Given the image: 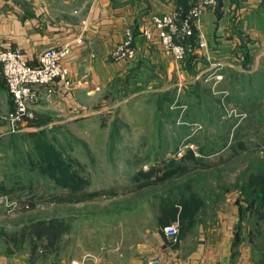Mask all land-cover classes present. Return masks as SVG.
Wrapping results in <instances>:
<instances>
[{
    "label": "rangeland",
    "instance_id": "374dc122",
    "mask_svg": "<svg viewBox=\"0 0 264 264\" xmlns=\"http://www.w3.org/2000/svg\"><path fill=\"white\" fill-rule=\"evenodd\" d=\"M248 52L256 60L244 76L221 72L226 66L219 76L215 64L199 79L148 88L144 71L123 95L112 90L102 111L78 118L41 117L34 104L35 119L22 126L12 122L14 106L0 134V264L113 260L155 250L162 236L190 261L198 249L223 248L231 220L233 247L248 246L264 264V46ZM136 59L137 51L118 62L129 71ZM169 224L176 238L164 234Z\"/></svg>",
    "mask_w": 264,
    "mask_h": 264
},
{
    "label": "crops",
    "instance_id": "0c3cea01",
    "mask_svg": "<svg viewBox=\"0 0 264 264\" xmlns=\"http://www.w3.org/2000/svg\"><path fill=\"white\" fill-rule=\"evenodd\" d=\"M196 2L198 0H0V49H20L29 62L36 65L46 48L72 45V52L63 64L69 69L73 86L67 88L57 82L39 87L35 111L41 117L43 114H76L71 118H78L86 115L77 113L102 111L112 90L118 96L125 93L129 84L137 80L136 75L144 71L152 72L144 86L148 88L166 77L181 80L187 74L186 81L199 79L215 64L220 66L217 68L219 76L227 70L235 76H244L256 60L248 48L260 47V43L264 46V5L258 0H219L201 18L196 29L195 52L180 64L164 55L157 30L152 25V15L176 9L183 13ZM145 31H149L150 38L145 36ZM128 32L134 36L137 59L134 69L126 71L127 63L116 61L112 54ZM81 37L83 42L79 44L77 40ZM225 66L226 70H222ZM139 82L136 86L142 87ZM13 111V98L0 64V134L10 128L7 116ZM229 223V236L221 237L227 241L222 243L223 248L210 253L198 249L190 256V261L181 260L164 247L162 236L155 250L137 248L130 253H115L113 260L104 254L95 256L89 264H148L149 258L158 253L164 256L160 264H255L249 258L248 246L233 247V239L238 234L233 231L232 220ZM36 263L5 261L2 264Z\"/></svg>",
    "mask_w": 264,
    "mask_h": 264
},
{
    "label": "built area",
    "instance_id": "2783aa9c",
    "mask_svg": "<svg viewBox=\"0 0 264 264\" xmlns=\"http://www.w3.org/2000/svg\"><path fill=\"white\" fill-rule=\"evenodd\" d=\"M264 3V0H258ZM218 4V0H198L187 14L179 10L170 13L153 14L151 21L155 27L166 54L176 61L185 60L194 52L195 45L190 42L195 29L200 25L204 12ZM150 38L149 31L144 32ZM204 36L201 35V38ZM203 41V40H202ZM200 41V45L204 46ZM82 37L77 43H82ZM132 33H128L125 41L114 50L116 61H127L135 58L136 49L133 44ZM72 45L50 46L39 56L38 63L31 64L24 52L20 49H0V64L6 79V85L11 94L15 106L13 124L28 126L35 119L31 107L39 100V87H46L61 82L67 88L73 86L69 69L63 62L70 56ZM164 234L169 238H176L179 232L177 224L166 225ZM164 259L163 254L158 253L149 258L148 264H160ZM89 260L74 261L72 264H89ZM190 264V263H186Z\"/></svg>",
    "mask_w": 264,
    "mask_h": 264
},
{
    "label": "trees",
    "instance_id": "16d2710c",
    "mask_svg": "<svg viewBox=\"0 0 264 264\" xmlns=\"http://www.w3.org/2000/svg\"><path fill=\"white\" fill-rule=\"evenodd\" d=\"M218 2H219V0H218ZM193 6V5H192ZM192 6H190L189 7V9L186 11V12H183V14H187L188 13V11L190 10V8L192 7ZM195 37H196V29H195V31H194V35L190 38V42H192L193 44H195ZM191 55V53L188 55V56H190ZM194 154V153H193ZM176 171H177V169H173V170H167V171H165L164 173H163V175L161 176V177H158L159 179H157L156 181L157 182H154V183H158V182H164L166 179H169V178H171L175 173H176ZM180 175H178V176H176V177H179ZM178 189V188H177ZM177 189L176 188H174V189H172V191L174 192V193H176L177 192ZM264 196H261V199L263 198ZM262 205H264V203H260V206H262ZM164 229V228H163Z\"/></svg>",
    "mask_w": 264,
    "mask_h": 264
}]
</instances>
